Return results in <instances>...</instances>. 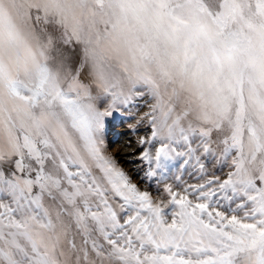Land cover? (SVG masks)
Instances as JSON below:
<instances>
[{"label":"snow or ice","instance_id":"1","mask_svg":"<svg viewBox=\"0 0 264 264\" xmlns=\"http://www.w3.org/2000/svg\"><path fill=\"white\" fill-rule=\"evenodd\" d=\"M0 264H264V0H0Z\"/></svg>","mask_w":264,"mask_h":264},{"label":"rangeland","instance_id":"2","mask_svg":"<svg viewBox=\"0 0 264 264\" xmlns=\"http://www.w3.org/2000/svg\"><path fill=\"white\" fill-rule=\"evenodd\" d=\"M147 111L146 107H140L138 110L134 109L131 113L132 119L113 121L108 128L106 134V149L114 156L119 162L120 166L129 173L134 183H137L141 190H147L152 195L154 202H158L163 199L167 201V196L161 191L163 185H157L155 180L142 181V177L147 170V165L141 166L140 164L130 163L129 159L136 161L138 159V153L141 151L139 140L141 137H150V129L147 121L137 124L139 117ZM159 147V143L153 145L151 151L154 155L155 148ZM181 160H177L174 164H169V171L167 173L169 183H173L174 186L180 185L181 182L174 180V177L179 175L182 178V184H196L200 181V174L196 169L185 168L180 169ZM209 174L215 173L221 176V179L225 178L227 169L221 171L218 167L213 168L210 164L208 166ZM227 210V209H225Z\"/></svg>","mask_w":264,"mask_h":264}]
</instances>
